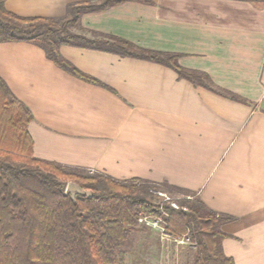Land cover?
<instances>
[{
  "label": "crops",
  "instance_id": "crops-1",
  "mask_svg": "<svg viewBox=\"0 0 264 264\" xmlns=\"http://www.w3.org/2000/svg\"><path fill=\"white\" fill-rule=\"evenodd\" d=\"M88 0H5L26 17H62ZM96 1V0H90ZM76 33L107 35L178 53L188 71L81 45L61 55L97 82L74 75L39 45L0 42V76L32 111L34 155L116 179L168 181L218 213L235 264H264V0H124L82 15Z\"/></svg>",
  "mask_w": 264,
  "mask_h": 264
},
{
  "label": "trees",
  "instance_id": "trees-1",
  "mask_svg": "<svg viewBox=\"0 0 264 264\" xmlns=\"http://www.w3.org/2000/svg\"><path fill=\"white\" fill-rule=\"evenodd\" d=\"M122 1L88 0L69 4L62 17H26L9 11L5 0H0V42L35 43L59 67L91 82L97 80L65 59L61 45L153 60L196 84L243 100L215 88L207 73L183 68L178 53L139 47L110 35L91 38L72 30L80 25L83 14ZM32 118L28 105L0 76V264H125L128 249L123 246L131 243L142 215L162 217L167 233L190 238L195 245L192 264H235L223 250L222 240L229 234L221 228L234 216L218 213L194 192L168 181L116 179L38 158L28 130ZM69 181L90 189L92 197L73 198L66 192ZM157 190L182 195L177 199L179 207L157 202Z\"/></svg>",
  "mask_w": 264,
  "mask_h": 264
},
{
  "label": "rangeland",
  "instance_id": "rangeland-1",
  "mask_svg": "<svg viewBox=\"0 0 264 264\" xmlns=\"http://www.w3.org/2000/svg\"><path fill=\"white\" fill-rule=\"evenodd\" d=\"M156 193V201L165 202L163 196ZM167 194L177 203V199L183 197L176 193ZM185 197L188 198V195ZM137 227L133 231L131 243L123 246L128 249L123 257L125 264H192L195 245L190 238L163 234L158 228L149 226ZM117 264L122 263L119 261Z\"/></svg>",
  "mask_w": 264,
  "mask_h": 264
},
{
  "label": "built area",
  "instance_id": "built-area-1",
  "mask_svg": "<svg viewBox=\"0 0 264 264\" xmlns=\"http://www.w3.org/2000/svg\"><path fill=\"white\" fill-rule=\"evenodd\" d=\"M156 192H158L160 195L163 196V200L165 202L170 203L173 207H176V208L179 207L178 203L174 201L172 197L167 194V192L161 191V190H157ZM190 197L191 196L188 195V198ZM138 222L141 225H146L152 228H158L159 230L162 231L163 234H169L165 230V222L162 217L155 216V215H142L139 217Z\"/></svg>",
  "mask_w": 264,
  "mask_h": 264
},
{
  "label": "water",
  "instance_id": "water-1",
  "mask_svg": "<svg viewBox=\"0 0 264 264\" xmlns=\"http://www.w3.org/2000/svg\"><path fill=\"white\" fill-rule=\"evenodd\" d=\"M66 192L70 193L73 198L76 197V195H86L88 197H92V191L90 189H86L83 186H81L79 183L75 181H69L66 185Z\"/></svg>",
  "mask_w": 264,
  "mask_h": 264
}]
</instances>
